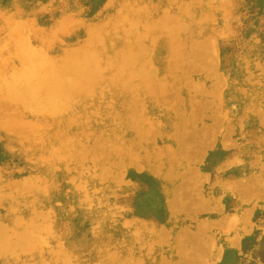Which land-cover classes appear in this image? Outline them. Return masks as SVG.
I'll return each mask as SVG.
<instances>
[{
  "label": "rangeland",
  "instance_id": "obj_1",
  "mask_svg": "<svg viewBox=\"0 0 264 264\" xmlns=\"http://www.w3.org/2000/svg\"><path fill=\"white\" fill-rule=\"evenodd\" d=\"M127 1L141 23L115 52L98 25L125 1L0 0V264H264V0ZM79 48L103 61L94 82L55 117L28 106L22 65Z\"/></svg>",
  "mask_w": 264,
  "mask_h": 264
},
{
  "label": "bare ground",
  "instance_id": "obj_2",
  "mask_svg": "<svg viewBox=\"0 0 264 264\" xmlns=\"http://www.w3.org/2000/svg\"><path fill=\"white\" fill-rule=\"evenodd\" d=\"M121 1H125V3H126V1L127 0H121ZM123 3V2H122ZM127 3H129V5L130 6H132L131 5V3H130V1H127ZM126 3V5H128ZM119 4V3H118ZM128 5V6H129ZM117 6V5H116ZM124 6V7H123ZM130 6H129V8L126 6L125 7V5H122L121 6V8H118L117 9V11H116V13H115V15H114V17H113V21H112V23H111V25L109 26L108 25V23L107 24H105L106 25V28H104V27H102V25H98V28H99V26H100V30L98 29V31H100L99 33L100 34H98L99 36H100V39L98 40V41H100V40H106L107 42H109V44H110V49L112 50V51H115V52H118V51H121V50H116V48L118 47V46H126V43H128L127 41V37H128V35L131 33V32H133L134 30H136V28L139 26V25H137V24H134V23H132V21H130L131 20V14H130V12H131V10H130ZM138 7V6H137ZM125 8H128L129 9V11H127V10H124ZM133 8V7H132ZM128 13H127V12ZM134 11H136V18L138 19L136 22H138L139 21V23H141V19H140V15H141V10L140 9H135ZM134 11H132V12H134ZM183 11V10H182ZM187 11V10H186ZM131 12V13H132ZM143 12V11H142ZM184 13V12H183ZM133 14H135V12L133 13ZM132 14V18H134L135 19V16ZM143 14V13H142ZM187 14V13H186ZM145 16V15H144ZM141 17H142V15H141ZM172 16L170 15V17L169 18H171ZM168 18V17H167ZM166 18V19H167ZM105 19V18H104ZM143 19H145V18H143ZM166 21V20H165ZM169 21V20H168ZM167 21V22H168ZM105 22V21H104ZM134 22V21H133ZM89 24V23H88ZM99 24V23H98ZM100 24H101V21H100ZM146 24V23H145ZM164 24H167V23H164ZM170 24V23H169ZM107 25H108V28H107ZM134 25H136V26H134ZM150 26V25H149ZM58 27V26H57ZM118 27H120V29H121V32L119 33L117 30H116V28L118 29ZM93 28V27H92ZM91 28V29H92ZM96 28V27H95ZM146 28V30H149L150 31V29H147L148 28V26L147 27H145ZM87 29V28H86ZM119 29V30H120ZM94 31V30H93ZM138 32V31H137ZM136 32V33H137ZM141 32V31H140ZM143 32H144V30H143ZM22 33V32H21ZM135 32H133V34H134ZM133 34H131V35H133ZM139 34V33H138ZM142 34V33H141ZM176 34V33H175ZM174 34V35H175ZM22 35H23V33H22ZM21 35V36H22ZM28 35V34H27ZM97 35V36H98ZM147 36V35H146ZM145 36V37H146ZM24 37V36H23ZM133 37V36H132ZM144 37V36H143ZM143 37H139V38H143ZM27 37H24L22 40L24 41V39H26ZM95 38H97V37H95ZM130 38H131V36H130ZM129 38V39H130ZM28 39H29V37H28ZM146 39V38H145ZM27 40V39H26ZM93 40V39H92ZM27 41H29V40H27ZM90 41V40H89ZM97 41V42H98ZM137 41V40H136ZM140 41V40H139ZM138 41V42H139ZM180 41V40H179ZM145 42H147V41H145ZM205 42V41H204ZM208 42H209V40H208ZM26 43V42H25ZM140 43V42H139ZM144 43V42H143ZM207 43V42H206ZM28 44V43H27ZM32 47H33V45L31 44V43H29ZM29 44H28V46H29ZM87 44V43H86ZM98 44H99V42H98ZM141 44V43H140ZM146 44V43H145ZM174 44V43H173ZM201 44V43H200ZM21 45H22V43H21ZM136 45V44H135ZM143 45V44H142ZM204 45V44H203ZM209 45V44H208ZM25 46H26V44H25ZM81 46V45H80ZM86 46H88V45H86ZM128 46H130V45H128ZM137 46H139L140 47V45H137ZM136 46V47H137ZM191 46V45H190ZM194 46V45H193ZM22 47H24L23 45H22ZM32 47H28V48H30V49H32ZM83 47H84V45H83ZM82 47V48H83ZM104 47V46H103ZM127 47V46H126ZM131 47V46H130ZM41 48V47H40ZM88 47H86L85 49H87ZM141 48V47H140ZM192 48V47H191ZM203 48V47H202ZM34 49L36 50V48L34 47ZM39 49V48H38ZM80 49V48H79ZM88 49H90V46H89V48ZM101 49V48H100ZM102 49H105V48H102ZM108 49H109V47H108ZM130 49H132V48H130ZM193 49V48H192ZM29 50V49H28ZM35 50H33L34 52H30V51H28V53L30 52V54L31 53H34V54H37L36 52H35ZM40 50V49H39ZM81 50V49H80ZM126 50V49H125ZM128 50H129V48H128ZM128 50H126V51H128ZM142 51H143V49H141ZM191 50V49H190ZM23 51V50H22ZM43 50H41V52H42ZM79 51V50H78ZM82 52L84 51V49H82L81 50ZM90 51V50H89ZM88 50H86V52L84 53V55L83 56H81L82 54H80V56H79V54L77 53L76 55L77 56H79V57H77V58H69V57H63L62 59H56V58H44V56L43 57H37V59L36 58H34L33 60H35V62H32V60H31V62H30V64H29V62H26V61H28V60H26V58H23L24 60H26V61H22V62H26L27 64H23L22 66H24V77H23V79L22 78H20V79H22V81H23V85H25V87H23V86H21L22 87V89H23V91H22V95H21V97H23V98H25L26 100L27 99H31V101H32V103L29 105L28 104V106H30L31 108H35V109H37V111L38 112H43V114H47L48 116H52L53 115V117H55L54 115H56V114H58L59 112H61L62 113V111L63 110H65L67 107H69V106H71V104L72 103H75V101L76 100H74V96H73V91L77 88V87H80L79 88V90L80 89H82L83 90V88H81L82 86H84V88H86L87 89V86H88V84H90L91 82H94V79L96 78V77H98L99 76V74H100V72H101V70L103 69L102 68V62L100 61V58H98V56H99V54L97 55V54H93V53H95V52H89ZM94 51V50H93ZM99 51H101V50H99ZM194 51H195V48H194ZM193 51V52H194ZM41 52H39L40 54H41ZM81 52V53H82ZM103 52V51H102ZM129 52H130V50H129ZM137 52V51H136ZM192 52V51H191ZM192 52V53H193ZM23 54L21 55V57H23V56H25V49H24V51L22 52ZM125 53V52H124ZM134 53V52H133ZM197 51L195 52V55H197ZM33 54V55H34ZM43 55H45V53H42ZM100 54H101V52H100ZM108 54V53H107ZM127 54H128V52H127ZM137 54V53H136ZM18 55V54H17ZM26 55H27V53H26ZM72 55V54H71ZM76 55H75V57H76ZM105 55V54H104ZM112 55V54H111ZM110 54L108 55V56H111ZM116 55H118V54H116ZM120 55H122V53L120 54ZM134 54H132V56H133ZM138 55V54H137ZM147 55V54H146ZM145 55V56H146ZM19 57H20V55H18ZM35 56H37V55H35ZM47 56V55H46ZM68 56V55H67ZM101 56H102V54H101ZM107 56V55H106ZM128 56V55H127ZM132 56H130V57H132ZM139 56V55H138ZM142 56H144V55H142ZM149 56H150V54H149ZM191 56H193V54L191 55ZM28 57H29V54H28ZM32 56L30 55V58H31ZM103 58V57H102ZM101 58V59H102ZM105 58H108V60L110 61V58L109 57H105ZM119 58H121L120 56H119ZM124 58V57H123ZM142 58V57H141ZM23 59H21V60H23ZM47 59V60H46ZM51 59V60H50ZM128 60H129V56H128V58H127ZM112 60V59H111ZM114 60V59H113ZM116 61L118 60V58H116L115 59ZM122 60V59H121ZM134 60V59H133ZM132 60V61H133ZM137 60V59H136ZM197 60V59H196ZM109 61H108V64H109ZM123 61V60H122ZM142 61V60H141ZM144 61H145V59H144ZM174 61V60H173ZM178 61V60H177ZM184 61V60H183ZM105 62V61H104ZM111 62V61H110ZM124 62V61H123ZM131 62V61H130ZM146 62V61H145ZM176 62V61H175ZM180 62V61H179ZM32 63L33 64H36L37 65V63H38V65L36 66V67H33L32 66ZM105 63H107V61L105 62ZM133 63V62H132ZM138 63V62H137ZM148 63H150L149 61H148ZM121 64V63H120ZM125 64V63H124ZM142 64H143V62H142ZM142 64H141V66H142ZM147 64V63H146ZM107 65V64H106ZM126 65V64H125ZM139 65V64H138ZM179 65V64H178ZM109 66V65H108ZM175 66V65H174ZM38 67V68H37ZM105 67H107V66H105ZM110 67V66H109ZM108 67V68H109ZM113 66H111V68H112ZM119 68H120V66H118ZM128 67V66H127ZM134 67V66H133ZM152 67V66H151ZM111 68H109L110 70H112ZM173 68V67H172ZM175 68V67H174ZM105 70H106V68H105ZM110 70H108V72L110 71ZM121 70V69H120ZM124 70V69H123ZM133 70H134V68H133ZM142 70V69H141ZM141 70H139L140 72H141ZM182 70V69H181ZM185 70V69H184ZM13 71V70H12ZM115 71H117L116 70V68H115ZM114 71V72H115ZM171 71H172V69H171ZM22 72V71H21ZM131 72V74H132V71H130ZM174 72V71H173ZM11 73V72H10ZM16 73V72H15ZM17 73H19V72H17ZM124 73H126V72H124ZM143 73V72H142ZM149 73V72H148ZM12 74V73H11ZM122 74V73H121ZM151 74V73H150ZM70 75H73V78H71L70 79ZM135 75V74H134ZM103 76H104V74H103ZM122 76V75H121ZM128 76V75H127ZM142 76V75H141ZM154 77H155V75H153ZM178 76V75H177ZM131 77V78H130ZM128 79H132V75L130 76ZM4 78V77H3ZM11 78H12V75H11ZM120 78V77H119ZM126 77H124L123 76V79H125ZM136 78V77H135ZM141 79H142V77H140ZM150 78V77H149ZM2 79V78H1ZM15 79H17L16 77H15ZM14 79V80H15ZM68 79H70V80H68ZM100 79H102L103 80V78H100ZM111 79V78H110ZM118 79V78H117ZM151 79H153V77L151 78ZM6 80V79H5ZM13 80V79H12ZM107 80V79H106ZM119 80V79H118ZM155 80V79H154ZM3 81V80H2ZM7 81V80H6ZM17 81V80H16ZM97 81V80H96ZM117 81V80H116ZM132 81V80H131ZM141 81H145V80H141ZM3 82H5V81H3ZM9 82H11V81H9ZM15 82V81H14ZM13 81L11 82V83H14ZM21 82V81H20ZM11 83H10V85H11ZM125 83V82H124ZM127 83V82H126ZM138 83V82H137ZM8 84V83H7ZM21 84V83H20ZM94 84V83H93ZM97 84V83H96ZM129 84V83H128ZM141 84V83H140ZM146 84V83H145ZM225 84V83H224ZM43 85V87L44 88H46V91H43L44 92V94H45V92H46V94L48 95L47 96V98L46 99H44V97H43V95H42V97H41V95H40V91L41 90H39L40 88H39V86H42ZM87 85V86H86ZM116 85V84H115ZM120 85V84H119ZM125 85V84H124ZM37 86V87H36ZM86 86V87H85ZM130 85H128V87H129ZM146 86H148V83H147V85ZM89 87V86H88ZM92 87V86H91ZM99 87V86H98ZM124 87V86H123ZM135 87V86H134ZM133 87V88H134ZM138 87V86H137ZM0 88H2L1 86H0ZM39 88V89H38ZM120 88H121V85H120ZM125 88V87H124ZM15 89V88H14ZM13 89V90H14ZM11 90H12V88H11ZM43 90V89H42ZM76 90H78V88L76 89ZM75 90V91H76ZM89 90V89H88ZM87 90V91H88ZM93 90V89H92ZM101 90H103V89H101ZM122 90V89H121ZM127 90V89H126ZM10 91V90H9ZM16 91V90H15ZM133 91V90H132ZM11 93H10V95H9V97H11V95L14 97L15 95H13V93H15L14 91H13V93H12V91H10ZM17 92H18V94H16V95H19V91L17 90ZM16 92V93H17ZM216 92V91H215ZM221 92V91H220ZM42 93V92H41ZM78 93V92H77ZM76 93V94H77ZM84 93V92H83ZM86 93V92H85ZM92 93V92H91ZM91 93H87V94H91ZM134 93V92H133ZM7 94H9V93H7ZM21 94V93H20ZM92 95V94H91ZM20 96V95H19ZM18 96V97H19ZM88 96V95H87ZM213 96V95H212ZM13 97H11L12 99H13ZM17 97V96H16ZM21 97H19L20 98V100H21ZM15 98V97H14ZM19 98L18 99H16V100H19ZM22 98V99H23ZM19 100V101H20ZM24 101V100H23ZM139 101V100H138ZM22 102V101H21ZM20 102V103H21ZM29 102V100H27V103ZM132 102V101H131ZM214 102V101H213ZM23 103V102H22ZM77 103V102H76ZM89 103H91V102H89ZM93 103V102H92ZM135 104V103H134ZM24 105H26V102H24ZM31 105H33V106H31ZM78 105V104H77ZM76 105V106H77ZM143 105V104H142ZM83 106V105H82ZM26 107H27V105H26ZM79 106H77V108H78ZM142 108V107H141ZM72 109H74V107L72 108ZM110 109V108H109ZM108 109V110H109ZM207 109V108H206ZM78 110V109H77ZM108 110H107V112H108ZM140 110V109H139ZM209 110V109H208ZM80 111V110H79ZM81 111H82V108H81ZM86 112V111H85ZM102 112V111H101ZM132 112V111H131ZM207 112V111H206ZM60 113V114H61ZM141 113V112H140ZM74 114H75V112H74ZM78 114V113H77ZM80 114V113H79ZM96 114V113H95ZM99 114H100V112H99ZM135 114V113H134ZM137 114V113H136ZM59 115V114H58ZM68 115V114H67ZM71 115V114H70ZM76 115V114H75ZM69 116V115H68ZM130 116V115H129ZM134 116V115H133ZM195 116V115H194ZM64 117V116H63ZM70 117H72V116H70ZM69 117V118H70ZM207 117V116H206ZM79 118V117H78ZM83 118V117H82ZM130 118V117H129ZM203 118H204V116H203ZM212 118V117H211ZM53 119V118H52ZM51 119V120H52ZM60 119V118H59ZM118 119V118H117ZM142 119V118H141ZM55 120V119H54ZM64 120V119H63ZM76 120H77V118H76ZM75 120V121H76ZM81 120V119H80ZM79 120V121H80ZM196 119H194V121H195ZM203 120V119H202ZM53 121V120H52ZM58 121V120H57ZM66 121V120H65ZM71 121V120H70ZM70 121H68V122H70ZM75 121H74V124H75ZM79 121H77V122H79ZM88 121H90V120H88ZM87 121V122H88ZM141 121V120H140ZM72 122H73V120H72ZM71 122V123H72ZM82 122V121H81ZM66 123V122H65ZM59 124V123H58ZM62 124V123H61ZM193 124H194V122H193ZM70 125H72V124H70ZM127 125V124H126ZM56 126V125H55ZM59 126V125H58ZM61 126V125H60ZM63 126V125H62ZM67 126H69V124L67 125ZM73 126V125H72ZM136 126V125H135ZM197 126V125H196ZM69 127H71V126H69ZM193 127V126H192ZM195 127V126H194ZM67 128V127H66ZM178 128V130H180L179 129V127H177ZM185 129V128H184ZM62 130V129H61ZM67 130V129H66ZM117 130V129H116ZM115 130V131H116ZM182 130V129H181ZM201 130V129H200ZM205 130H207V128L205 129ZM199 131V130H198ZM204 131V130H203ZM70 133V132H69ZM59 134H61V133H59ZM67 134V133H66ZM177 135V134H176ZM175 135V136H176ZM178 135H180V132H179V134ZM184 135V134H183ZM61 136V135H60ZM72 136V135H71ZM106 136H108L107 134H106ZM216 136H217V134H216ZM73 137V136H72ZM103 137H104V135H103ZM110 137V136H109ZM178 137L179 136H177L176 138L178 139ZM204 137V136H203ZM100 139H101V137H99ZM67 139H68V137H67ZM104 139V138H103ZM181 138L179 137V141H181L182 142V139L180 140ZM183 139H184V137H183ZM185 139H186V137H185ZM176 140V139H175ZM69 141V140H68ZM67 140H63L62 142H61V144H60V146L59 147H61V149L63 150V151H67V148H68V146H67V142H68ZM125 141V140H124ZM135 141H136V139H135ZM178 141V145H179V143H181V142H179ZM183 141H186V140H183ZM104 142V141H103ZM107 142H108V139H107ZM96 143V142H95ZM105 143V142H104ZM109 143V142H108ZM127 143V142H126ZM181 144H183V142L181 143ZM95 145V144H94ZM101 145V144H100ZM106 145H107V143H106ZM185 145V144H184ZM189 145H191V144H189ZM71 146V145H70ZM110 146V145H109ZM113 146V145H112ZM111 146V147H112ZM183 145H181V147H182ZM58 147V148H59ZM107 147V146H106ZM111 147H109V148H111ZM142 147V146H141ZM174 148V147H173ZM190 148V147H189ZM54 147H53V151H54ZM61 149H59V153L61 152ZM70 149V148H69ZM84 149V148H83ZM101 149V148H100ZM108 149V148H107ZM120 148H118L117 150H119ZM148 149V148H147ZM179 149V153H180V151H181V149L180 148H178ZM183 149H184V147H183ZM96 150V149H95ZM105 150H106V148H105ZM110 150H112V148L110 149ZM116 150V151H117ZM126 150H128V149H126ZM132 150V149H131ZM131 150H129V151H131ZM158 150V149H157ZM52 151V152H53ZM56 151H57V149H56ZM75 151H76V149H75ZM89 151V150H88ZM101 151V150H100ZM107 151V150H106ZM113 151V150H112ZM125 150H123V152H124ZM177 151H176V153H177ZM69 152V151H68ZM68 152H66V153H68ZM103 152V151H102ZM119 152V151H118ZM117 152V153H118ZM133 152V151H132ZM163 152V151H162ZM169 152V151H168ZM174 152V151H173ZM263 152V151H262ZM96 153V152H95ZM104 153V152H103ZM112 153V152H111ZM129 153V152H128ZM157 153V152H156ZM175 153V152H174ZM179 153H177V154H174V156L176 157ZM62 154H64V153H61V155ZM121 154V153H120ZM130 154V153H129ZM129 154L127 155H125V156H129ZM168 154H171V153H168ZM173 154V153H172ZM172 154H171V156H172ZM185 154V153H184ZM111 155V154H110ZM123 155V154H122ZM132 155V154H131ZM164 155H167V154H164ZM180 155V154H179ZM116 156H118L117 154H116ZM135 157H136V155H134ZM133 156V157H134ZM140 156V155H139ZM139 156H138V158H139ZM182 156H184L183 155V153H182ZM63 157V156H62ZM99 157V156H98ZM100 157H101V155H100ZM99 157V158H100ZM106 157V156H105ZM120 157H121V155H120ZM129 157H131V156H129ZM155 157V156H154ZM170 157V156H169ZM173 157V156H172ZM126 158V157H125ZM171 158V157H170ZM170 158L168 159V160H170ZM177 159H178V156L176 157ZM38 159V158H37ZM97 159V158H96ZM143 159V158H142ZM174 159L175 158H173V163H174ZM181 158H179V160H180ZM257 159V158H256ZM259 159V158H258ZM257 159V160H258ZM261 159V158H260ZM111 160V159H110ZM127 160V159H126ZM134 159H132V161H133ZM83 161V160H82ZM113 161V160H112ZM142 161V160H141ZM158 161V160H157ZM176 161H178V160H176ZM176 161H175V163H176ZM182 160H180L179 162H181ZM184 161V160H183ZM194 161V160H193ZM110 162V161H109ZM122 162H123V159H122ZM135 162V161H134ZM159 162V161H158ZM161 163H162V161H160ZM171 162V161H170ZM92 164H93V162H91ZM125 164V163H124ZM119 165V164H118ZM137 165H139V164H137ZM162 165V164H161ZM71 166V165H70ZM92 166V165H91ZM114 166V165H113ZM120 166V165H119ZM148 166V165H147ZM150 166H151V164H150ZM154 166H156V165H154ZM158 166V165H157ZM84 167V166H83ZM86 167V166H85ZM100 167V166H99ZM117 167V166H116ZM123 167H125V166H123ZM133 167V166H132ZM107 168V167H106ZM160 168V167H159ZM104 169V168H103ZM121 169V168H120ZM169 169V168H168ZM92 170H93V168H92ZM95 170V169H94ZM108 170V169H107ZM113 170V169H112ZM123 170H124V168H123ZM140 170V169H139ZM167 170V169H166ZM141 171H143V168H141ZM173 171V170H172ZM177 171H179V170H177ZM191 171V170H190ZM69 172V171H68ZM85 172V171H84ZM102 172V171H101ZM117 172V171H116ZM167 172V171H166ZM123 173V172H122ZM154 173V172H153ZM192 173V172H191ZM170 174H173L171 171H170ZM95 175V174H94ZM106 175V174H105ZM104 175V176H105ZM119 175V174H118ZM79 176H81V175H79ZM122 176V175H121ZM125 176V175H124ZM159 176V175H158ZM163 176V175H162ZM162 176H161V178H162ZM181 176V175H180ZM118 177V176H117ZM199 177V176H198ZM197 177V178H198ZM203 177V176H202ZM252 177H254L253 175H252ZM165 178H167V177H165ZM77 179V178H76ZM104 179V178H103ZM105 180V179H104ZM98 181H99V179H98ZM102 181V180H101ZM164 181V180H163ZM75 182V181H74ZM73 182V183H74ZM81 182V181H80ZM167 183V182H166ZM95 184V183H94ZM22 184H20V186H21ZM86 185V184H85ZM33 186V185H32ZM31 186V187H32ZM38 186V185H37ZM87 186V185H86ZM91 186V185H90ZM163 186V185H162ZM193 186V185H192ZM75 187H76V185H75ZM92 187V186H91ZM164 187V186H163ZM170 187V186H169ZM30 188V187H29ZM38 188V187H37ZM36 188V189H37ZM78 188H82V187H78ZM86 187H84V189H85ZM34 189V188H33ZM97 189V188H96ZM28 190V189H27ZM183 190V189H182ZM167 191V190H166ZM88 192V191H87ZM165 192V191H164ZM23 193V192H22ZM85 193V192H84ZM91 193H93V192H91ZM101 194V193H100ZM103 194V193H102ZM181 194V193H180ZM6 195V194H5ZM78 195V194H77ZM76 195V196H77ZM87 195V194H86ZM86 195H85V198H86ZM104 195V194H103ZM100 196V195H99ZM88 197V196H87ZM93 197V196H92ZM97 197V196H96ZM174 198V197H173ZM176 198V197H175ZM9 199H10V197H9ZM87 199V198H86ZM97 199V198H96ZM166 199V198H165ZM83 201V200H82ZM88 201V200H87ZM101 201V200H100ZM187 201H189V200H187ZM98 202V201H97ZM174 202V201H173ZM173 202H169V204H170V209H175L174 207H176L175 205H173ZM179 202V201H178ZM184 202V201H183ZM100 204H101V202H99ZM175 203H177V202H175ZM181 203V202H180ZM178 204V203H177ZM171 205H173V206H171ZM37 206V205H36ZM98 206H99V204H98ZM85 207V206H84ZM173 207V208H172ZM182 207H183V205H182ZM37 208V207H36ZM40 208V207H39ZM180 208H181V205H180ZM179 208V209H180ZM169 209V210H170ZM177 209H178V205H177ZM178 209V210H179ZM184 209H186V208H184ZM25 210V209H24ZM38 210V209H37ZM36 210V211H37ZM33 211V210H32ZM36 211H35V213H36ZM44 211V210H43ZM53 211V210H52ZM51 211V212H52ZM172 210H170V212H171ZM174 213H175V211H173ZM172 212V213H173ZM182 212V211H181ZM44 213V212H43ZM112 213V212H111ZM114 213V212H113ZM19 214H20V212H19ZM44 215V214H43ZM190 215V214H189ZM195 215H197V214H195ZM16 216V215H15ZM36 216V215H35ZM45 216H46V214H45ZM108 216V215H107ZM110 216V215H109ZM108 216V217H109ZM123 216V215H122ZM180 216V215H179ZM178 216V217H179ZM188 216V215H187ZM18 217H20V216H18ZM23 217V216H22ZM42 217V216H41ZM198 217V216H197ZM21 218V217H20ZM46 218H48V217H46ZM50 218V217H49ZM48 218V219H49ZM97 218V217H96ZM42 219V218H41ZM40 219V220H41ZM106 219V218H105ZM192 219V218H191ZM25 220V219H24ZM37 220V219H36ZM119 220V219H118ZM187 220V219H186ZM189 220V219H188ZM194 220V219H193ZM199 220V219H198ZM46 221V220H45ZM95 221V220H94ZM112 221V220H111ZM124 221V220H123ZM133 221V220H132ZM132 221L130 222V223H132ZM10 222H12V221H10ZM39 222V221H38ZM49 222V221H48ZM204 222V221H203ZM33 223V221L31 222V224ZM103 223V222H102ZM117 223V222H116ZM122 223V222H121ZM17 224V223H16ZM28 223H26L25 225H27ZM36 224V223H35ZM35 224L33 225V226H35ZM51 224V223H50ZM94 224V223H93ZM101 224V223H100ZM129 224V223H128ZM200 225H201V223H200ZM5 225H3V226H0V227H4ZM38 226V225H37ZM125 226V225H124ZM30 227V226H29ZM48 227H49V225H48ZM50 227H52V226H50ZM140 226H138V228H139ZM201 227H202V225H201ZM4 229V228H3ZM24 229V228H23ZM28 229V228H27ZM31 229V228H30ZM199 229H200V226H199ZM2 230V229H1ZM0 230V231H1ZM16 230V229H15ZM36 230V229H35ZM127 230V229H126ZM187 230V229H186ZM4 231V230H3ZM27 231H29V230H27ZM189 231H190V229H189ZM101 232V231H100ZM137 232V231H136ZM166 232H167V230H166ZM185 232H187V231H185ZM3 233V232H2ZM1 233V234H2ZM36 233H38L39 234V232H37L36 231ZM99 233V232H98ZM165 235H166V233L165 232H163ZM168 233H170V232H167V234ZM173 233V232H172ZM8 234V233H7ZM19 234V233H18ZM31 234V233H30ZM41 234V233H40ZM39 234V235H40ZM43 234H45V233H43ZM134 234V233H133ZM181 233H179V235H180ZM183 234V233H182ZM5 235V234H4ZM32 235V234H31ZM38 235V236H39ZM101 235H103V234H101ZM162 235V234H161ZM179 235H178V238H179ZM196 235V234H195ZM202 235V234H201ZM200 235V236H201ZM1 236V235H0ZM28 236H30L29 234H28ZM42 236V235H41ZM46 237L48 236L47 234L45 235ZM173 236V235H172ZM171 235H170V238L172 237ZM15 237V236H14ZM21 237V236H20ZM45 237V238H46ZM104 237V236H103ZM110 237V236H109ZM158 237V236H157ZM165 237H169V235L168 236H165ZM165 237H163L162 239H163V241L162 240H160L161 241V246H162V244L164 243V238ZM184 237V236H183ZM192 237V236H191ZM2 238V237H1ZM17 238V237H16ZM23 238V237H22ZM34 238H35V236H34ZM51 238V237H50ZM108 238V237H107ZM112 238V237H111ZM170 238H168V239H170ZM196 238V237H195ZM3 239V238H2ZM2 239H1V242H0V249L2 250V252L4 251V250H6V251H8L9 250V248H8V246L7 245H4V242H2ZM17 239H19L20 240V238H17ZM31 239H33V237L31 238ZM40 239V238H39ZM136 239V238H135ZM139 239V238H138ZM166 239V238H165ZM185 239H186V237H185ZM196 239H200L199 237L198 238H196ZM154 240V239H153ZM152 240V242H154ZM158 240V239H157ZM180 240H182V242H184L183 241V239H180ZM192 240V239H191ZM205 240V239H204ZM23 241V240H22ZM33 241V240H32ZM47 241V240H46ZM159 241V242H160ZM171 241V240H170ZM188 241V240H187ZM12 242V241H11ZM41 242V241H40ZM105 242V241H104ZM103 242V243H104ZM163 242V243H162ZM166 242V241H165ZM186 242V241H185ZM192 242V241H191ZM13 243H15L14 241H13ZM17 243H19V242H17L16 241V244ZM27 243V242H26ZM42 243V242H41ZM138 243V242H137ZM157 243V242H156ZM170 243V242H169ZM188 243V242H187ZM46 244V243H45ZM136 244V243H135ZM11 245V244H10ZM13 245V244H12ZM20 245V244H19ZM63 245V244H62ZM61 245V246H62ZM148 245V244H147ZM156 245H160L159 243L158 244H156ZM176 245V244H175ZM180 244H178V246H179ZM46 246V245H45ZM44 246V247H45ZM50 246V245H49ZM166 246H168V245H166ZM19 247V246H18ZM20 247H21V245H20ZM23 247H25V246H23ZM33 247V246H32ZM39 247H40V245H39ZM38 247V248H39ZM60 247V246H59ZM198 247V246H197ZM16 248V247H15ZM29 248V247H28ZM47 248V247H46ZM58 248V247H57ZM152 248V247H151ZM171 248V247H170ZM179 248V247H178ZM13 249V248H12ZM21 249H22V247H21ZM26 249V248H25ZM49 249V248H48ZM112 249V248H111ZM14 250V249H13ZM17 250V249H16ZM23 250V249H22ZM36 250V249H35ZM45 250V249H44ZM54 250V249H53ZM100 250V249H99ZM110 250V249H109ZM134 250V249H133ZM146 250V249H145ZM152 250V249H151ZM157 250V249H156ZM159 250V249H158ZM179 250V249H178ZM184 250H186V249H184ZM188 251H189V249H187ZM193 250V249H192ZM204 250V249H203ZM19 251H21V250H19ZM37 251V250H36ZM61 251H62V249H61ZM104 251V250H103ZM118 251V250H117ZM194 251V250H193ZM192 251V252H193ZM1 252V251H0ZM9 252H10V250H9ZM23 252V251H22ZM30 252V251H29ZM55 252V251H54ZM59 252V251H58ZM133 252V251H132ZM150 252V251H149ZM182 252H184V251H182ZM189 252H191V251H189ZM196 252V251H195ZM204 252V251H203ZM4 253V252H3ZM19 253H21V252H19ZM50 253H51V251H50ZM53 253V252H52ZM90 253V252H89ZM117 253V252H116ZM116 253H114L115 254V257H113V259L114 258H116ZM152 253V252H151ZM157 253V252H156ZM178 253H180V252H178ZM5 254H7V253H5ZM22 254V253H21ZM20 254V255H21ZM63 254H65V253H63ZM92 254V253H91ZM143 254V253H142ZM147 254H150V253H147ZM182 254V253H181ZM185 254V253H184ZM190 254V253H189ZM189 254H187V252H186V258L189 256ZM4 255V254H3ZM38 255V254H37ZM42 255V254H41ZM46 255V254H45ZM53 255V254H52ZM58 255V254H57ZM60 255V254H59ZM136 255V254H135ZM188 255V256H187ZM206 255V254H205ZM0 256H2V255H0ZM12 256V255H11ZM14 256H16V255H14ZM64 256V255H63ZM67 255L65 254V257H66ZM73 256V255H72ZM100 256V255H99ZM10 257V256H9ZM29 257V256H28ZM52 257V256H51ZM67 257H69V255L67 256ZM133 257V256H132ZM143 257V256H142ZM178 257V256H177ZM181 256H179V258H180ZM197 257V256H196ZM39 258V257H38ZM48 258V257H47ZM53 258V257H52ZM60 259H62V256H60L59 257ZM70 258V257H69ZM69 258H67V260L69 259ZM100 258H101V256H100ZM104 258V257H103ZM109 258V257H108ZM184 258V257H183ZM197 258H199V257H197ZM11 259V258H10ZM64 259V258H63ZM66 259V258H65ZM133 259V258H132ZM201 258H199V260H200ZM24 260H26V259H24ZM41 260V259H40ZM112 260V259H111ZM116 260V259H115ZM118 260V259H117ZM116 260V261H117ZM192 260V259H191ZM198 260V259H197ZM31 261V260H30ZM69 261H70V259H69ZM87 261V260H86ZM109 261H110V259H109ZM119 261V260H118ZM126 261V260H125ZM128 261V260H127ZM141 261V260H140ZM2 262V261H1ZM52 262V261H51ZM54 262V261H53ZM64 262V261H63ZM66 262V261H65ZM64 262V263H65ZM68 262V261H67ZM66 262V263H67ZM91 262V261H90ZM100 262H102V261H100ZM131 262V261H130ZM164 262V261H163ZM181 263H182V261H180ZM39 263V262H38ZM43 263H46V262H43ZM56 263V262H55ZM116 263V262H115ZM138 263H139V261H138ZM142 263H143V260H142ZM187 263V262H186ZM107 264V263H106ZM128 264V263H127ZM134 264V263H133ZM135 264H137V262L135 263ZM141 264V263H140ZM182 264H185V262H183Z\"/></svg>",
  "mask_w": 264,
  "mask_h": 264
}]
</instances>
